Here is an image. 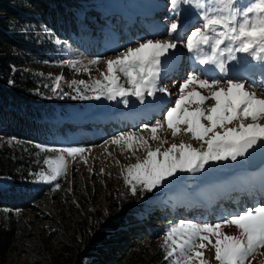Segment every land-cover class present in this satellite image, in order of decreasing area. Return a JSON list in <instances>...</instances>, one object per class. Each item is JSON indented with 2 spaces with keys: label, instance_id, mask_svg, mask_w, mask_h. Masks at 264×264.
<instances>
[{
  "label": "snow or ice",
  "instance_id": "1",
  "mask_svg": "<svg viewBox=\"0 0 264 264\" xmlns=\"http://www.w3.org/2000/svg\"><path fill=\"white\" fill-rule=\"evenodd\" d=\"M168 3L173 13L165 29L169 38L137 41L136 46L105 59L100 78L90 77L91 83L73 80L69 84L78 94L73 99L119 97L128 105V98L135 97L144 103L146 97L158 92L171 95L168 87L160 86L162 70L171 50L179 45L187 50L190 70L178 83L174 104L161 99L157 105L163 119L142 125L140 132L149 135L127 131L105 141L135 158V163L122 165L120 171L133 195L138 191L152 192L177 173H196L210 162L237 161L250 150L264 147V0ZM184 6L197 14L198 25H182ZM100 62V58H93L88 64ZM60 63L78 72H91L79 60L63 59ZM62 79L60 75L54 78V93ZM81 88L94 95L83 94ZM166 104L171 106L163 111ZM165 126L172 138L184 134L190 141L199 142V147L183 139L169 143L167 137L159 135ZM13 142L19 143L15 137L8 141ZM151 142L158 143L154 147ZM36 147L51 154L45 155L42 166L31 173L35 182L46 184L66 173L67 157L79 156L87 163L83 154L90 151L83 147ZM137 152H143V156ZM59 187L55 183V188ZM232 228L235 232L227 231ZM161 247L169 264H211L205 255L209 247L214 250L216 264H252L258 256L264 257V201L221 216L215 223L180 220L167 227ZM259 264H264V260Z\"/></svg>",
  "mask_w": 264,
  "mask_h": 264
},
{
  "label": "rangeland",
  "instance_id": "2",
  "mask_svg": "<svg viewBox=\"0 0 264 264\" xmlns=\"http://www.w3.org/2000/svg\"><path fill=\"white\" fill-rule=\"evenodd\" d=\"M94 1L97 3L82 11L75 10L74 6H68L71 16L75 18L72 24L65 18L63 24L54 23L51 29L39 28L37 35L43 40H51L56 46L57 52L48 54L50 57L55 56L58 60H79L82 66L91 69L90 73L78 72L69 65H61L58 74L43 75L36 72L47 79L44 86L52 93H54V78L57 75L63 77L60 88L54 93L56 96L61 94L77 96L74 88L69 86L71 81L85 80L91 83L90 77L100 78V71L105 69L103 61L114 57L127 47L136 46L135 42L149 38H169L165 29L170 24L173 13L169 8L168 0ZM115 12L117 13L114 14ZM181 21L182 25L189 26L199 23L197 14L187 6L182 8ZM184 35L186 38V33ZM173 53L162 70L160 81V86L168 87L171 95L158 92L154 97H146L144 103L135 97H129L128 105L123 104L119 97L116 100H108L103 96L100 99H83V106L75 109L69 107L67 116H63L60 120L48 119L41 124L40 132L45 136L44 145L89 149L90 151L83 154L87 158V163L79 156L75 159L67 157L66 173L52 183L50 190L30 208L15 211L19 221V234L17 242L2 264H68L69 259L65 262L64 258L66 255L68 258H75L73 251L75 240L82 241V233L88 232L95 215L98 216L96 214L98 211L101 212V216L107 213L109 192L123 180L120 175L121 166L135 163V158H130V153H122L120 147L110 143L105 144V141L120 132H140L143 124L155 123L156 120L163 119L160 108L158 113L150 116L142 115L143 118L140 116L136 123L132 124L123 119H116L115 116L121 108L127 111L135 108L140 110L151 104L160 105L161 99L170 100L174 104L178 83L190 70L191 60L182 45L174 49ZM93 58H100L101 62L97 65H89L88 61ZM175 62L177 65L173 67ZM231 66L232 62H230ZM173 81L177 83L174 85ZM81 92L89 96L94 95L83 88ZM169 106L171 104L163 105V111ZM99 116H105L107 119L104 122L95 121L94 118ZM140 134L149 135L148 132H140ZM159 135L162 138L167 137L169 143H178L183 139L192 143L194 147H199V142L190 141L184 134L172 138L166 126ZM151 143L155 147L158 142ZM137 155L143 156V152H137ZM89 168L92 169L91 172ZM0 182L6 181L1 179ZM35 183L38 184L37 188L46 184ZM55 183H59L58 189L55 188ZM233 183L235 187L228 195L219 197L218 190ZM214 192L218 193L214 195ZM262 201H264V166L260 171H246L243 157L238 158L237 161L210 162L199 172L177 173L175 177L168 178L152 192H144L140 208L135 214L137 218L135 224L101 227L100 230L111 231L115 239L114 245H120L122 248L134 244L133 240L144 234L156 233L163 237L167 227L180 220L215 223L221 216L244 207H252ZM120 230L123 232L119 233ZM227 231L235 232V229H227ZM64 247L73 249H69L67 254L63 253L65 256L61 258L58 256V250ZM78 247L83 249L82 245ZM205 255L211 264H216L213 249L209 247L205 250ZM90 259L91 257H84L82 264H87ZM261 260H264V257L258 256L252 264H259Z\"/></svg>",
  "mask_w": 264,
  "mask_h": 264
},
{
  "label": "trees",
  "instance_id": "3",
  "mask_svg": "<svg viewBox=\"0 0 264 264\" xmlns=\"http://www.w3.org/2000/svg\"><path fill=\"white\" fill-rule=\"evenodd\" d=\"M95 3L94 0H0V180L6 181L0 182V264L17 242L20 227L15 211L30 208L52 186L50 183L37 188L31 175L49 154L36 147L44 145L41 124L48 119L60 120L68 115L69 107L75 109L84 102L63 94L56 96L45 88L47 79L36 72L58 74L62 64L57 57L48 55L57 49L51 40L37 35L39 28L51 29L54 23L63 24L65 18L72 24L75 18L68 6L82 11ZM12 137L19 143H8ZM109 193L105 216L98 211L88 232L82 233V241L75 240V258L64 257L63 253L73 249L67 247L60 248L58 256L64 257L65 262L69 259L68 264H82L84 257H91L87 264H169L161 247V234L133 237L134 244L120 248L114 245L111 231L100 230L135 224V214L143 200V193L133 195L123 180Z\"/></svg>",
  "mask_w": 264,
  "mask_h": 264
},
{
  "label": "bare ground",
  "instance_id": "4",
  "mask_svg": "<svg viewBox=\"0 0 264 264\" xmlns=\"http://www.w3.org/2000/svg\"><path fill=\"white\" fill-rule=\"evenodd\" d=\"M186 21V20H185ZM174 50H171V54L169 56V58L172 57V53H173ZM174 54V53H173ZM173 64V63H172ZM176 62L174 63L173 67L175 66L176 67ZM105 67V66H104ZM157 105V104H156ZM159 111V108L157 106H154V105H149L147 106L146 108H143V109H132V110H126L125 108H121L118 110L117 112V115L115 116L116 119H123L125 120L126 122H129V124H132V123H136L135 121L141 116V118H143V116H146L147 114H149V116L151 114H156L158 113ZM143 115V116H142ZM148 117V116H147ZM146 117V118H147ZM114 118V117H113ZM145 118V119H146ZM107 117L105 116H99V117H96L94 118L95 121H101V122H104V120H106ZM81 122V121H80ZM126 125H129L127 123H125ZM232 183V182H231ZM229 183V184H231ZM234 183L229 186V185H225L224 187L220 188L218 192H220L219 194V197H226L229 193V191L231 189H233L235 186H233ZM208 192H211V191H208ZM218 192H214V195H216V193ZM209 194V193H208Z\"/></svg>",
  "mask_w": 264,
  "mask_h": 264
},
{
  "label": "water",
  "instance_id": "5",
  "mask_svg": "<svg viewBox=\"0 0 264 264\" xmlns=\"http://www.w3.org/2000/svg\"><path fill=\"white\" fill-rule=\"evenodd\" d=\"M243 159L245 160L246 171H260L264 166V147H257L255 150H250Z\"/></svg>",
  "mask_w": 264,
  "mask_h": 264
}]
</instances>
